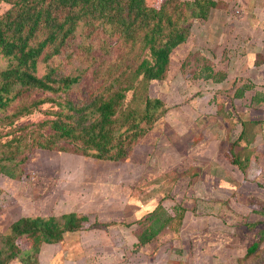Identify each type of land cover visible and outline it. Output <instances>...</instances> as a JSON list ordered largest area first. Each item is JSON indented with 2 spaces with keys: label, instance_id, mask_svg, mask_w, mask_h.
Listing matches in <instances>:
<instances>
[{
  "label": "rangeland",
  "instance_id": "obj_1",
  "mask_svg": "<svg viewBox=\"0 0 264 264\" xmlns=\"http://www.w3.org/2000/svg\"><path fill=\"white\" fill-rule=\"evenodd\" d=\"M215 1L219 8L209 11L212 12L210 21L213 23L191 20L190 28L195 25L198 30L193 36L191 34L192 40L189 39V42L192 43L186 46L187 40L173 49L164 78L151 81L147 85V96L160 100L165 106V112L144 136L131 144L129 154L120 162L132 167L126 166L125 170H121L119 175L123 177L117 181L114 180L117 178L114 177L113 171L102 166V163L111 162L80 156L84 161L97 164V171L90 170L88 177L84 178L87 186L96 187L97 196L95 195L94 201H90L92 203H86L87 208L84 212L77 213L85 215L88 222L81 230L64 233L56 244H42L36 256V264H264V247L257 248L237 262L234 261L230 251L232 247L214 245L215 242L224 245L225 239L228 238V234L225 235L223 232L214 233V229L220 224L210 219L215 225L213 224V234H208L205 230L211 227L209 224L204 230L199 228L206 218H197L195 214L198 209V203L195 201L200 200L195 196L201 194L204 198L211 189L215 194L209 202L199 203V211L207 216L210 214L209 216L217 218L222 217L220 215L227 217V210L230 207L228 208V202L222 200L225 196L223 190H233L232 198L236 197V204L249 206L259 215L254 217L255 221L258 219L256 222L258 225L251 227L247 244L256 237L255 235L260 237L259 240L256 239L258 245L264 243V236H261L259 231L264 226V179L258 178L262 170L259 160L264 156V102H251L253 96L264 95V0ZM7 8V4L0 3V15ZM245 22L252 28V32L246 30ZM210 24H213L215 30L213 34L216 46L211 50L214 54L205 52L209 49H203L205 55L211 54V58L206 60L197 53L199 47L197 40L204 37L199 30H206ZM104 28L97 25V22L91 26L79 23L59 54L52 55L45 61L42 57L37 59V76L48 71H53L54 77L76 76L80 73L81 80L65 94L21 90L11 107L0 110V144L11 136L22 138L26 135L18 141L23 147L29 142L30 135L42 139L50 137L52 132L49 130L48 122L55 119L57 113L65 112V102L71 101L76 108H80L86 106L93 96L98 94L106 96L114 90V86L108 85L107 81L101 83L99 78H106L108 73L117 74L119 67L121 71L124 70L126 64L137 54L138 46L131 47L116 36H106ZM190 32L189 30V34ZM254 44L260 46L256 49L253 48ZM213 45L211 43V46ZM225 51L229 52V56H226ZM198 55L200 57H195ZM194 57L200 61L197 70H194L193 60H196ZM256 58L261 61L257 62ZM185 59L187 65L183 64ZM201 60L207 62L213 72H226V79L219 83L203 79L206 73L202 72V66L206 63L202 64ZM7 63L6 58L0 57V70H3ZM139 92L140 90H137L135 96H139ZM129 99L130 93H127L125 100ZM39 100H45V103L30 108L28 114L12 117L16 109ZM90 110L91 108H85L83 113L87 114ZM8 122L12 123L10 127L7 126ZM252 122L254 124H251ZM255 123L263 124V127L256 126ZM241 124H245L247 138H252L254 133L257 138L255 147L243 151L240 149L243 140L237 139L242 129ZM10 128L12 133L5 137L4 134ZM154 128V135L151 133L152 135L146 137ZM203 139L214 141L209 144L210 147L198 154L193 147ZM207 141L201 144L206 146ZM64 142L56 141L54 147L49 150L24 147L19 157L15 158L18 161L25 157L24 164L17 165L21 176L18 174V179H10L0 175V237L7 235L8 226L17 219L34 217L38 200L52 194L57 179L53 177L54 167L50 168L49 164L55 160L45 156L49 154V157L59 154L74 156L75 154L68 152L69 147ZM231 145H234L233 154H237L239 164L244 162L243 158H257L254 162L249 161V165L252 163V166L248 172V167L246 168L245 178L238 166L230 163L227 150ZM62 148L67 151H62ZM134 148L136 149L133 151ZM142 148L145 149L144 152ZM5 149V146H0V153ZM262 163L264 165V161ZM94 173L102 179L98 176L94 179ZM148 173L152 182L145 178V174L149 175ZM152 177L155 180L151 179ZM232 177L241 178L242 183H251L248 188L251 189L249 195L256 194L263 198L254 196L248 198L236 193ZM152 183H154L152 192L148 190L146 192L147 185ZM204 188L207 191L204 192ZM134 193L137 196L154 195L159 198L152 202L153 205L162 202L161 206L165 209H173L175 205H179L185 211L191 212L187 213L186 219L183 216L181 222L173 221L171 228L161 232L150 244L138 247L135 233L140 230V226L137 222L145 213L139 219L130 220L127 218L128 209L125 208L120 214L108 213L111 209L108 211V203H105L108 200L117 202L119 198L123 199L127 195L133 197ZM127 202L129 203V199ZM233 210L238 209L233 207L231 212H234ZM94 220L106 227L87 228ZM231 221H234V218ZM239 239L244 247V239ZM6 264L20 263L18 260H11Z\"/></svg>",
  "mask_w": 264,
  "mask_h": 264
},
{
  "label": "trees",
  "instance_id": "obj_2",
  "mask_svg": "<svg viewBox=\"0 0 264 264\" xmlns=\"http://www.w3.org/2000/svg\"><path fill=\"white\" fill-rule=\"evenodd\" d=\"M0 3L8 5L0 15V57L8 60L4 69L0 70V110L11 107L21 90L65 94L79 83L80 73L54 77L53 71H48L41 76L36 75L37 59L42 57L45 61L59 54L79 23L91 26L97 22V25L105 27L103 32L106 36H116L131 47L138 46L137 54L124 70L119 67L117 74L108 73L106 78H99L101 83L107 81L108 85L114 86V90L106 96H93L86 106L80 108H76L71 101L65 102V112L57 113L56 118L48 122L52 135L44 139L30 135L29 142L24 145L49 150L56 141L62 140L67 143L69 153L109 162L123 161L130 152L131 144L144 136L163 115L164 104L147 96L148 83L164 78L170 53L184 44L189 36L190 21L197 19L204 22L209 11L218 7L215 0H0ZM193 62L194 70H197L200 61L196 59ZM201 62L206 63L202 66V72L206 73L203 79L212 83L225 79L224 72H213L207 62ZM186 63L185 59L183 64ZM137 90H140L139 96H135ZM127 93H130L128 101L125 100ZM256 101L264 102V95L251 98L252 103ZM43 103L45 100L23 105L16 109L12 117L28 114L30 108ZM85 108L91 110L85 114ZM11 124L8 122L7 126ZM244 125L241 124L239 140L245 137ZM11 133L10 128L4 136L9 137ZM23 137L11 136L0 144L6 148L0 153V175L10 179H18V174L21 176L17 165L21 166L25 157L18 161L15 158L24 149L18 142ZM233 147L231 145L227 150L230 163L237 165L245 178L249 161L254 162L256 157L243 158L244 162L239 164ZM161 204L159 202L138 220L140 230L135 233L138 247L153 242L161 232L171 228L173 221L181 222L184 208L175 205L173 209H165ZM87 222L85 215L75 213L57 218L21 217L8 226L7 235L0 237V264L11 260H18L20 264H36L42 244H56L64 233L81 230ZM88 227L105 228L106 225H99L94 220ZM260 234L264 236V226ZM257 246L252 244L245 256L255 251Z\"/></svg>",
  "mask_w": 264,
  "mask_h": 264
},
{
  "label": "crops",
  "instance_id": "obj_3",
  "mask_svg": "<svg viewBox=\"0 0 264 264\" xmlns=\"http://www.w3.org/2000/svg\"><path fill=\"white\" fill-rule=\"evenodd\" d=\"M218 8H219V6L216 9H218ZM211 15H212V12L209 13L207 20L204 21L205 23H207V21L210 23H213L210 21ZM245 23H246V27H247L246 30L248 32H252V28L248 26L247 22H245ZM212 25L213 24H210L209 28H207L206 30H199L201 32V34H204V37H199V39L197 40V42L199 43L197 53L201 57H204V59H206V60L209 59V57L211 58V54L213 53L211 50H213V48H215V46H216V38L214 37V34H213V32H215V30H214ZM258 28H261V27H258ZM190 31H191L189 34L190 37L186 39V41L188 40V43L186 46H189L192 43V42L191 43L189 42V39L192 40L191 34L193 36V34H195L196 31H198V30L196 29V27L194 25L192 27V29L190 28ZM205 34H207V36L209 35L210 37H206ZM255 40H257V39L255 38ZM211 43H213L214 45L211 46ZM253 43L254 42H251V44H253ZM253 46H252L253 48H256V47H259L260 45L257 46L256 44H254ZM241 47H243V46L241 45ZM203 49H209V51H205V52H208V53L212 52V53L209 55L208 54L205 55V52H203ZM225 53H226V56H229V54H228L229 52L225 51ZM254 53L255 52L253 51V58H254ZM260 67H258V69ZM263 71H264V69H263ZM225 79H226V77H225ZM159 121L157 122V124L159 123ZM183 122H185V121H183ZM256 126L263 127V124H260V125L256 124ZM167 131H169V130H167ZM154 132H155V128L152 132L147 134L146 137L148 135H152V134L154 135ZM245 137H246V134H245ZM245 137L242 138V140H243L242 145L243 146L240 148L242 151L246 150L247 148L255 147L257 145V144H255L256 139H257L256 133H254V135H252V138H247V137L245 138ZM152 139H150V140H152ZM163 139H165V138H163ZM204 141H207V140L203 139L202 141L198 142L193 147L194 151H196L198 154H200L208 146L210 147L209 144L214 140L213 139L211 141L208 140L207 141L208 145H206V146L201 144ZM204 144H206V143H204ZM135 149L136 148H134L133 151ZM142 150H143L142 152H144L145 149L142 148ZM133 151L131 154H133ZM213 153L211 155H213ZM216 154H217V152H216ZM49 155H46L45 158H51V160H55L52 164H49V165H50V168L54 167V171H52V170L51 171L54 174L53 177H55L57 180H56V184L54 185V189L52 191V194L49 197L43 196L38 200L37 204L35 205V216H39V217H44V216L60 217L61 215L68 214V213L77 214V213H80V211L84 212L85 209L87 208L86 203H92L90 201H94L96 196H97L96 187L87 186L85 184L86 179H84V178L88 177L90 170L97 171V164L96 163H90L88 161H84V159L82 160V158L80 156H77V155L73 156V155H69V154H59V155H53L52 157H49ZM134 157L138 158L139 156H134ZM145 157L147 158L146 155H145ZM262 161H264V156H261V158L259 160V164H260L262 170L259 173L260 175L258 176V178L261 177L264 179V165H263ZM55 162H57V163H55ZM225 165H227V164H225ZM102 166L105 168H109V170H112L114 177L117 178L114 180H117V181H120L123 177V176L120 177V175H119L121 173V170L122 171L125 170L126 166L132 167V166L126 165L124 163H120V162H111V164L102 163ZM251 166H252V163L248 166L247 172L249 171ZM130 169H132V168H130ZM62 171H65V173H63ZM66 171H70L73 173L70 174L69 172H66ZM104 172H106V171H104ZM134 172H135V170H134ZM230 173L232 175H234L233 172H230ZM148 174L149 175L145 174V178L147 181L150 180V176H151L150 173H148ZM130 175L131 174H129V177H130ZM97 176L98 175L96 173H94V179ZM98 177L102 179V177H100V176H98ZM103 177H104L103 178V181H104L105 176H103ZM153 178L154 177H152L151 179H153ZM134 179H135V176H134ZM233 179H234L233 184H235V186H236V188H233V189L237 190L236 193H238L239 195H241L243 197H248V198L249 197L252 198V196L257 197L259 199L263 198V197H260L256 194L251 195V196L249 195V190H251V189H248V188H250L251 183H244V182L242 183L240 180L241 178L240 179L233 178ZM153 180H155V179H153ZM227 181H229V179H227ZM257 181H259V179ZM149 182H152V181L150 180ZM147 186L148 187H146L145 191L147 192V190H148L149 192H152V189L154 187V183H152V185H147ZM231 186L233 187L232 184H231ZM55 188H57V189H55ZM244 188H245V190H243ZM205 191H207V189L204 188V192ZM223 191L225 193V196L222 200L226 203L228 202V208L230 207L227 210L228 211L227 217L220 215L222 217L217 218V217H214L213 215L209 216L210 214L207 216L204 214V212L199 211V203L209 202L213 197L212 195L215 194V191H213L211 189L209 190L208 194H205L204 198H202L201 194H197L195 196V197H198V199H200V200L195 201L198 203V209L195 212V214H197V218H202V217L206 218V220H205L206 222L204 221L203 225L200 226L199 228H200V230H204L205 227H207V225L209 224L211 227L210 228L207 227L205 230V231H207L208 234H213V226L215 224H214V222H212V220H215V221H217V223L220 224V226H217L214 229V233L223 232V233H225V235L228 234L227 235L228 238L225 239L226 240L225 242L222 241V242H224V245H221V242H215L214 245L217 247H226L225 245H229L230 247H232L230 249V251H232V255H233L232 257H234V261L237 262L239 259H243L246 257L245 256L246 250L250 246H252V244H254V243L258 244L256 241L259 240L258 239V238H260L259 235H255L256 237H253L254 239L252 241L250 240V243L247 244V242L250 239L249 236L251 234L250 229H251L252 224H257L256 222L258 219H256V221H255L254 217H259V215H257L258 213L256 212V210L252 211L251 208H249V206H246V205L241 206V205L236 204L237 203L235 200L236 197H234V199L232 198L233 190H231V191L223 190ZM128 199H129V203L127 202ZM137 199H138V201H137ZM156 199H159V198L154 197V195L137 196V194H135V196H133V197H129L127 195L123 199L119 198V200L117 202L108 200L105 203H108L107 210L109 211L111 209V212H108V213H114V214L119 213L120 214V213H123L125 211V208L128 209V215L129 216L127 218H129L131 220V219H139L144 213L146 214V213L152 211L154 209L155 205L157 204L156 203L155 205H153L152 202H156ZM140 200H142V202H140ZM98 202L99 201H96V203H98ZM110 204H111V208H110ZM233 207L237 208L238 210H236V211L233 210L234 212H231ZM189 211L191 212V210H189ZM189 211H185V213L183 215L184 219H186L185 217ZM81 214H83V213H81ZM105 216H106V214H105ZM231 218L232 219L234 218V221H231L232 220ZM210 219H212V220H210ZM226 219H230V221H226ZM183 222H185V220ZM257 225H254V227H256ZM259 231H261V230H259ZM239 238L244 239V247H243V244L240 242ZM240 243L242 245H240ZM259 247L260 248L264 247V243H260V245H258L257 248H259ZM199 263H200V261H199ZM207 264H209V263H207Z\"/></svg>",
  "mask_w": 264,
  "mask_h": 264
}]
</instances>
